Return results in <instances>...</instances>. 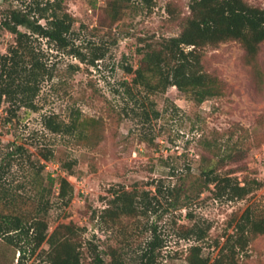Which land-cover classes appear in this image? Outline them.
I'll return each instance as SVG.
<instances>
[{
    "label": "rangeland",
    "instance_id": "obj_1",
    "mask_svg": "<svg viewBox=\"0 0 264 264\" xmlns=\"http://www.w3.org/2000/svg\"><path fill=\"white\" fill-rule=\"evenodd\" d=\"M76 16L75 28L82 39L104 43L106 58L99 67L51 50L56 63L54 76L45 81L38 98L40 109L22 108L18 117L7 121V103L0 104V143L49 144L55 156L42 161L44 177L57 180L51 195L52 206L46 218L50 231L61 223L83 227V241H92L102 251L111 247L122 251L129 264H135L138 251L154 229L164 241L160 264H187L192 244H202L204 255L214 258L233 231L230 223L249 206L264 204V42L256 59H249L240 41L227 40L203 49L204 69L224 81L225 94L195 101L176 86L151 95L145 102L151 117L141 115L142 98L124 97L123 82L132 74L125 66L139 64L140 52L164 37L179 35L190 14L192 0H131L112 21L108 6L112 0H66ZM264 7V0H247ZM0 0V9L7 7ZM14 37L0 29V51L6 52ZM79 64L73 68L70 64ZM153 107L159 111L154 117ZM134 109V110H133ZM56 113L66 121H76L73 132L50 133L44 129L45 114ZM212 144V146H209ZM72 163L71 170L65 163ZM249 183L253 191L243 199L217 198L214 184L206 185L204 170ZM67 177L74 186L72 200L59 197V179ZM257 182L260 185L257 186ZM158 201L146 214L122 217L117 223L100 220L101 211L115 191L147 190ZM182 187L188 195L176 205L167 187ZM210 225L206 240L187 238L192 223ZM25 252L0 236V264H47L44 243L35 251L31 241ZM84 263L92 257L85 250ZM107 261L110 257L103 252ZM239 264H264V234L255 236L239 255Z\"/></svg>",
    "mask_w": 264,
    "mask_h": 264
},
{
    "label": "trees",
    "instance_id": "obj_2",
    "mask_svg": "<svg viewBox=\"0 0 264 264\" xmlns=\"http://www.w3.org/2000/svg\"><path fill=\"white\" fill-rule=\"evenodd\" d=\"M7 7L0 9V29L13 34V41L6 52L0 51V104L7 103V121L18 117L22 108L38 111V98L45 81L54 76L56 63L51 62V50L77 58L81 63L99 67L107 55L104 43L82 39L77 30L76 16L70 11L66 0H6ZM131 0H112L108 10L112 21L118 20L122 9ZM148 3L150 0H140ZM227 40L240 41L249 59H256L264 42V7L247 0H192L190 14L186 17L179 35L164 37L150 43L140 52L137 67L124 68L132 74L131 80L123 82L124 97L138 103L142 98L140 115L149 120L151 113L145 102L151 95L166 92L169 86L189 94L195 101L225 94L224 81L204 69L203 49ZM81 68L79 64H70ZM134 110V109H133ZM154 117L159 111L153 107ZM44 129L50 133L68 134L77 122L66 121L56 113L42 118ZM0 143V236L25 252L24 244L31 241L35 251L44 243L47 264H85V250L90 252V264H129L118 248L102 251L96 243L83 241V227L75 223H61L50 231L46 215L52 206L51 195L57 180L51 174L44 177V161L55 156L49 144L36 145L37 152L25 144L13 143L7 148ZM212 146V144H209ZM71 170L72 163H65ZM205 184H214L217 198L243 199L254 187L248 182L241 184L236 177L222 175L215 169L203 171ZM257 186L260 182L256 183ZM59 197L68 204L74 194V186L67 177L59 179ZM162 185L157 184L155 196L149 191H115L110 204L99 218L104 223H117L122 217H137L155 209L153 199L158 201ZM176 205L181 199L191 197L182 187H167ZM230 226L233 231L222 243L216 242L219 253L212 258L204 255V246L192 244L187 264H239V255L251 240L264 234V204L255 209L246 208L239 219ZM210 225L198 222L187 228V238L196 242L206 240ZM164 241L155 228L147 243L138 251L135 264H160ZM105 252L110 260L103 256Z\"/></svg>",
    "mask_w": 264,
    "mask_h": 264
}]
</instances>
